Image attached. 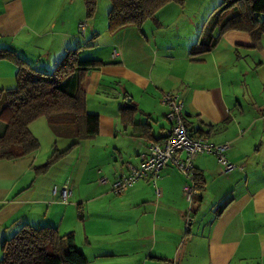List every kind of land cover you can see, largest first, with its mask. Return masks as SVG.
<instances>
[{
	"label": "crops",
	"instance_id": "1",
	"mask_svg": "<svg viewBox=\"0 0 264 264\" xmlns=\"http://www.w3.org/2000/svg\"><path fill=\"white\" fill-rule=\"evenodd\" d=\"M175 6L165 5L139 28L100 40L83 0H0V48L14 50L34 69L50 71L68 48L78 47L82 54L90 39L103 50L82 59L104 63L89 71L86 87V109L100 118L94 138L80 140L36 176L34 167L45 162L54 144L63 150L76 140L42 117L30 124L39 149L0 161V246L23 224L49 225L61 234L73 232L87 264H264V33L255 39L248 31L230 28L208 52L191 55L201 37L203 14ZM4 62L9 88L16 67ZM77 86L74 73L66 90L75 92ZM166 92L182 100L190 130L209 131L204 135L208 141L230 144L228 158L236 167L225 174L213 155H197L193 170L202 175L203 188L195 186L192 201L184 187L194 179L173 165L162 169L155 185L140 180L114 193L111 183L127 172V162L139 164L150 142L132 125H122L120 107L140 93V101L133 103L134 120L148 122L162 139L169 128L160 102ZM98 93H116L107 98L114 102L112 110H90ZM139 114L146 120H139ZM107 183L109 190L102 187ZM63 184L71 190L66 202L60 198Z\"/></svg>",
	"mask_w": 264,
	"mask_h": 264
},
{
	"label": "trees",
	"instance_id": "2",
	"mask_svg": "<svg viewBox=\"0 0 264 264\" xmlns=\"http://www.w3.org/2000/svg\"><path fill=\"white\" fill-rule=\"evenodd\" d=\"M107 30L114 35L128 27H140L146 20L154 19L156 13L169 3L183 5L185 0H109ZM97 0H83L86 17L94 16ZM221 16L213 23L206 42L200 40L193 45L191 55L208 52L216 43L218 35L227 29L250 32L255 39L264 33V0H221L217 5ZM218 28V34L216 32ZM217 34V35H216ZM77 48L66 49L55 63L51 72L34 69L25 59L9 48H0V60L12 62L15 67V85L0 86V161L23 158L40 147L39 140L32 134L30 124L45 118L51 127L65 128L76 140L63 150L54 144L45 162L34 167L36 176L46 173L56 163L75 149L78 142L92 139L99 132L100 118L97 113L86 109V87L89 71L101 64L97 59H79ZM78 74L75 92L66 90L68 78ZM136 106L120 107V121L124 127L132 125L149 141L160 142L151 131L148 122L134 120ZM185 126H189L182 119ZM169 123V122H168ZM192 136H204L209 131L190 130ZM194 183L203 188L202 175L195 171ZM223 208V207H222ZM73 232L60 234L49 225L23 224L13 235L1 242L0 264H87L86 256L75 247Z\"/></svg>",
	"mask_w": 264,
	"mask_h": 264
},
{
	"label": "built area",
	"instance_id": "3",
	"mask_svg": "<svg viewBox=\"0 0 264 264\" xmlns=\"http://www.w3.org/2000/svg\"><path fill=\"white\" fill-rule=\"evenodd\" d=\"M84 26L82 22L78 24L81 34L84 33ZM160 102L166 107L164 117L169 122V128L160 142H149L146 150L140 154V162L137 166L129 162L125 164L127 172L118 175L111 183V190L116 194L123 193L140 180H150L155 185L162 169L168 165H173L185 176L193 179V161L199 154L213 155L225 174L236 167L228 158L230 148L228 142L213 143L204 136H192L190 129L182 121L183 104L178 95L171 92L163 93ZM57 191L58 186L54 185L53 194L55 195ZM196 192L194 182L184 187L188 201L193 200ZM70 195L68 184H63L60 188L61 200L66 202Z\"/></svg>",
	"mask_w": 264,
	"mask_h": 264
},
{
	"label": "rangeland",
	"instance_id": "4",
	"mask_svg": "<svg viewBox=\"0 0 264 264\" xmlns=\"http://www.w3.org/2000/svg\"><path fill=\"white\" fill-rule=\"evenodd\" d=\"M220 1L221 0H185L183 5L175 4V5H177V6H175V7H177V9H184L185 13H187V14L195 13V14H199L200 16H202V14H203L202 18L200 19L201 22H200V25L198 27V32H197V37L199 36V34L201 35L200 41L202 43L206 42L207 35L209 34L210 30H212L213 23L216 21V19H218L221 16L220 9L217 8V5L219 4ZM169 4H174V3H169ZM109 5H110V1L109 0H97V2H96V10H95L94 16L90 17V19H93L96 28L100 31V34H99L100 40H103L104 37H106V38L110 37V34H109L108 30H107V13H108L107 6H109ZM200 16H198V17H200ZM259 20L264 21V13L260 14ZM215 30H216V32L218 34V28H216ZM99 31H97V32L99 33ZM94 40L95 39H90V43H91L90 46L83 47L85 50H84V52L82 54L78 53L79 59H82V58H84L86 56L94 54V52L100 53L99 51H101L102 48H100V47L99 48H95L97 46H96V43H95ZM90 49H93V50H90ZM3 61H5L4 63H8L9 65H12L13 67H15V65L12 62H10V61L0 60V85L4 84V85H1V86H6L8 88V86H9L8 80L7 79H3V77L4 78L6 77V75L8 74L9 70H8V67L4 66V64L2 63ZM52 70L53 69H51L50 71H47V72H51ZM13 83L15 85V77H14ZM14 85H11V86H14ZM139 94L140 93H135L134 94L133 103H135L136 101H140ZM98 95L99 96L94 97L91 100L90 110L91 109L92 110H98V112H102V114H103V112L107 113L109 110H112V108H113L112 106L114 105V102L111 101L109 103L107 101V98H108V96L109 97L117 96L116 93H98ZM99 99H102L101 103L98 102ZM123 99H124V101H122V104H124L123 102H125L126 98L124 97ZM133 103L131 102L132 105H133ZM138 118L141 121H145L146 120V117L143 114H139ZM104 119L105 120L107 119V115L105 116ZM0 124L3 125L2 122H0ZM84 149L85 148H83V150ZM38 162H40V161H38ZM78 168H79V166H78ZM63 170H65L66 174L70 173L69 165H64L63 166ZM98 170L99 169H97V171ZM62 173H64V172L62 171ZM102 175H103V172L99 176H102ZM102 187L104 189H108L109 190L110 183H107V184H105ZM212 208L213 207H209L207 209V211L208 212L210 211L212 213V210H213ZM204 216H206V214L205 215L203 214L200 217L201 220L203 219ZM209 216H210V214L208 215V217ZM200 218H198V219H200ZM193 223H197V219L196 218L194 219ZM1 257H2V252L0 250V258Z\"/></svg>",
	"mask_w": 264,
	"mask_h": 264
},
{
	"label": "water",
	"instance_id": "5",
	"mask_svg": "<svg viewBox=\"0 0 264 264\" xmlns=\"http://www.w3.org/2000/svg\"><path fill=\"white\" fill-rule=\"evenodd\" d=\"M125 106H126L127 108H129V107H133V105L130 103V99H128V100L125 102Z\"/></svg>",
	"mask_w": 264,
	"mask_h": 264
}]
</instances>
